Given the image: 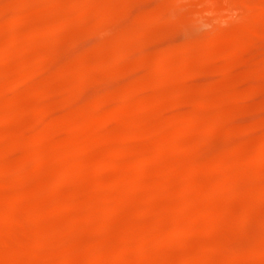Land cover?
Instances as JSON below:
<instances>
[{"label": "rangeland", "instance_id": "obj_1", "mask_svg": "<svg viewBox=\"0 0 264 264\" xmlns=\"http://www.w3.org/2000/svg\"><path fill=\"white\" fill-rule=\"evenodd\" d=\"M43 1L34 0L32 5L31 0H0V118L3 117V114L9 112L13 114L11 121L9 122L1 121L0 119V167L3 170V177L8 175L7 178H0V214L3 213L8 216L11 214L15 218L14 221H6V225L4 223L0 224L2 226H0V244H2V239L4 245H8L9 243L10 245L13 244L12 246L8 245L10 247L19 243L18 246L24 244V246L28 248L30 247V250L33 252L45 251L46 253L49 252V254L47 255L48 257L44 258L46 255L42 252L43 254L41 253V257L32 256L25 261L24 254L18 255L16 252L12 251V253L10 252L11 254L8 252L10 256L7 253L6 256L3 257L5 259H0V264H16L15 260L21 262H17V264H24V261L25 264H46V261H48V263L51 262L52 264L56 262L55 264H57V259L62 257L63 250H66L68 254L72 253L78 255L76 256L80 257L77 258L78 260L86 257L84 260L87 261L89 257L85 252L93 250L95 245L97 249V247H99L97 246L98 244L100 246H106L104 244H107L106 247H112L110 250L112 249L111 251L115 252V255H112V258L110 257L112 261L110 258H107L102 264H173L174 262H176L174 264H183L186 259L195 260L197 257H201V254L203 257L202 261H204H201L202 263H196L193 261L192 264H264V195H262L264 194V165H257L258 163L255 165L252 162L253 155L264 144V20L262 21L263 26L259 25L261 27H257L254 22L249 19H247V21L244 20L243 22L241 10L244 9L241 8L240 10V5H238L239 9L237 5L234 6V1L237 0H60V3L58 2L59 0H47V2L52 1L51 3L48 2L49 4H46V0ZM54 1H57L56 5ZM249 1L251 2L252 0H248V2ZM88 2L90 4H88ZM241 2H239V4L243 5ZM68 4L70 5L68 6ZM230 5L235 8L232 9ZM26 6L28 10L26 9ZM58 7H60V9ZM4 8H6V11L8 12L3 10ZM21 8L26 9V13L23 10L25 14L22 12ZM86 11L88 13H86ZM22 13L24 14V17ZM16 14L18 15L17 18L14 16ZM8 17H10L9 20L7 19ZM4 19L6 22H4ZM54 21L56 23H54ZM37 24H39L38 27ZM2 26L6 27L3 28ZM21 26L22 28H20ZM12 27H14L16 31L19 29L17 31V33H19L18 35L16 32L14 33L15 30ZM39 27L46 33H41L42 35H38V38H36V36L33 37L34 30L40 29ZM27 30H29L28 33ZM9 31H11L12 35ZM5 35L7 38L6 41L4 38ZM15 37H19V40L21 39V47L18 49V52L12 49L13 42L11 43V40L13 41ZM8 48L13 52L11 50L7 51ZM2 51L7 55L2 54ZM186 52H189L193 57L188 72H184L182 68V59ZM209 56L213 57L211 58ZM166 57L177 58L181 63L180 66H172L170 64L171 62H169ZM161 60L164 61L165 65H169V68L174 69L173 71L175 75L167 79L164 78L161 71L157 68ZM35 63H38V67L33 69ZM21 70H23V72H21ZM126 92H132L137 98L146 95L148 100L151 98L149 100L150 102L156 101L157 99V101H163L162 104L158 106H161L160 108H153L154 106H152L151 110L152 115L154 116L153 118L150 116L151 111H149L148 115L144 113V115H146L144 116L143 113L138 110L123 108L121 109L118 118L110 120L111 118H109L108 113L111 110H114L113 106L117 107L119 105L120 98ZM198 100H201L204 103L203 111H200L199 109ZM190 106L193 107L191 108ZM224 109H226L225 112L223 111ZM205 110H207V112H205ZM220 110L223 112H220ZM199 112H201L200 115ZM205 113L207 116H204L206 115ZM209 113L210 115H208ZM156 115L157 118L155 117ZM173 115L175 116L173 117ZM197 115H199L200 121L188 130L189 133L183 130V122L172 121L174 118L193 121ZM180 116L183 117L181 118ZM146 118L149 119V123ZM215 120H217L220 127L219 131L216 132V134H213L210 132L209 126ZM199 122L201 123L199 124ZM89 123L94 125L96 128L95 131H87L86 126ZM127 125L129 126L128 128H131L132 126L134 127L133 129L139 128V130H134L136 133L137 130L138 132L141 131L144 133L145 131L152 132L157 129L162 132L164 129V136L167 137V139L165 138V141L167 140L166 142L170 144L171 141H174L175 143L176 140V144L180 147H187L186 149L188 150L195 148L197 154L195 153L196 156H192L190 151H187V155L186 152L182 154L181 151H173L168 147L167 143H165V148L163 150H159L154 146H151L154 144L152 142L154 138L151 137H149L147 143H144L145 147L138 143L139 145L137 144V147L132 145V147L134 146L133 149L131 148L130 142L125 141V143L122 140L124 132L128 129L127 128L124 131V128H126ZM165 125L169 126L166 127ZM41 129L46 130L42 131ZM69 130L71 131L68 132ZM105 130L109 133L107 131L105 132ZM37 131L39 132L37 133ZM96 131H101V133H104V135L110 137V139L106 141V143H102V145H96L98 142ZM121 131L124 132L122 133ZM141 132L139 133L140 135L142 134ZM170 134H172L171 137H169ZM201 135H204V138L201 137ZM42 136L44 137L43 139H40V141L36 139L37 137L39 138ZM121 141L124 143H121ZM255 141L257 143H255ZM147 144H149V146ZM35 145L37 147H35ZM32 146H34V148ZM77 146L78 148L80 146V149L77 148V151L73 152ZM128 146L129 148H127ZM121 147L128 150L131 148L130 150L133 151L134 154L136 153L135 155L143 157L147 163L144 168L132 175L133 178L144 182V192L139 196H134L136 198L131 197L126 199V204H124V207L120 209L121 211L118 210V212L116 211V204L119 203L118 200H124L125 196L119 188H117V185H119L118 183H121L124 179L122 171L131 164V160L129 161L130 156H122L118 153V151L122 149ZM34 149L36 152L41 151V153H45L43 155L45 158H42L43 160L40 159V162L35 159L34 154L36 153ZM53 150L54 152H52ZM116 152L119 155L115 154ZM2 157L4 159H2ZM154 157H160L162 163H160L161 161L159 162V160L158 162L157 160H154ZM201 159L205 161H202ZM81 162L91 164V172L84 178V182L82 181L83 185L80 184V186H77L73 184L65 186V188H60L61 190L59 189L57 192L53 191L51 181L55 175L66 171L71 163H75L77 164L76 166H79L82 165ZM99 163H101V165ZM190 163L193 164L191 165ZM105 165L112 169L109 168L107 169L108 171L100 173L101 168ZM193 165L198 166V170L195 171L196 173L191 170ZM38 166L41 169L40 171L38 170ZM91 166L93 167L92 169ZM169 168L179 169V172L174 176L172 175V177H170V175L167 176V174L165 175V169L168 170ZM219 168H222L225 173L229 174L227 190H229L228 192L230 193H227V196L222 195L217 198H211L208 194L198 198L199 195L197 191L200 189H205V191L211 192V190H209L211 189L210 185L206 184L204 179L210 178L209 176H211L210 179H219L222 176V172L218 171L221 170ZM20 171L29 172L31 175L30 179L22 181L19 178ZM13 173L14 175H11ZM206 174L210 175L206 177ZM191 176L195 178L199 185H197L196 189L188 187L187 181ZM2 178L5 179V181ZM162 180H164V182ZM257 182L260 183H258V188L256 190L255 187ZM251 187L253 188V191L251 190ZM258 189L262 191L260 199L257 196V192H259ZM80 191H83V194L86 197L90 196L87 198L92 199L95 203L108 206L114 211V214L116 213V215L111 214L108 216V219L107 216L101 214H93L94 216H91V214H88L84 210L82 211L83 207L79 210L64 209L62 205L72 199L73 196ZM33 195L35 196L33 197ZM43 195H45V197H43ZM232 195L235 197H231ZM186 196L194 198L193 200H195V202L192 204L196 207L194 208V211L191 209L193 206H184L183 199L186 198ZM115 197H117V199ZM217 202L219 203L217 204ZM56 203L59 208L57 209V213L51 216L49 215V209L52 205H57ZM13 204H16L17 207L15 211L11 210L10 213L9 207L11 208ZM171 204L173 205L171 206ZM209 205L214 207L215 213L212 212L208 216L206 215V211ZM167 207L169 208L166 209ZM38 208L39 210H42L43 213L42 218L37 220L38 222L42 220V223L40 222V226L43 227L42 229L37 227L39 225L37 221L34 222L31 220L33 221L31 222L28 220L29 222H26L22 220V217L27 213L26 211L30 210L31 212V210ZM139 208L140 210H148V217L142 220L137 214V212L140 211ZM172 210L173 212L176 211L177 214L175 212L173 214ZM247 210L249 212H247ZM153 211L155 212L154 214ZM164 213L168 219L165 218ZM169 214L171 216L175 215V217L169 219V217H171ZM187 214L190 217V225L192 226L191 221H193V225L196 228L199 227L196 232L194 231L197 234L186 231L181 240L182 243L178 240L172 244L168 243L169 246L161 245V247H157L151 243L147 246L146 251L141 256H120L122 250V246L120 245L126 244L129 248L133 245L132 248H134L138 242H140L141 234L143 233H159L157 239L160 241L166 240L165 238H168L172 231L177 228H183L187 224V221L183 217L184 215L187 216ZM244 215L247 216L246 223L248 222V224H243L242 226L240 218ZM56 216H58V218ZM160 216H163L165 219ZM224 216L227 219L224 218ZM157 217L158 221H156ZM82 218L88 222V225L89 223L91 224L88 226L84 223L86 221ZM179 218L181 220H179ZM198 219L199 221H202V223H200ZM252 219L254 223H252ZM137 220L139 222L138 224ZM140 221L143 225H140ZM171 221L173 223L175 221L177 222L173 224ZM231 222H233V224ZM30 223H35L36 225L31 224L33 225L31 226ZM196 223H198V226ZM228 223L230 224L228 225ZM261 223L263 226V228H261L262 232L260 231L257 233L260 229L258 227L261 226ZM66 224H68V226L70 225V227ZM222 224H224L225 227H222ZM251 224L253 225L251 226ZM71 225H73V228ZM85 225L87 227H85ZM161 225V230L163 229V231L159 229ZM102 226H105L106 228L109 227L107 230H110V232L106 231ZM228 226H230V228ZM111 227L112 229H110ZM62 228H65L66 230H63ZM97 228L100 230H97ZM101 228L102 230H105V232H103ZM233 229L235 231H233ZM28 231L31 234H29ZM97 231H99L100 234L98 235L97 233L98 237L94 234ZM226 233H229L227 235L230 236H228L230 240L226 239ZM101 234H103V237L105 235L106 238L102 239L100 237ZM257 234H259L258 237ZM44 237L46 239L48 237V240L51 241L52 247L54 246V248L43 247L44 249L42 250L40 247V250L37 241ZM94 238L96 239V243L93 241ZM78 241L80 244H77L79 243ZM91 242H93L91 244L92 248L89 244ZM87 243L90 247H88L89 245L87 246ZM225 244L227 247L224 246ZM79 245L81 248H79ZM85 245L88 248H86ZM114 245L115 247L119 246L121 249L119 247L114 248ZM2 246L0 247L4 249L5 247L3 246V248ZM14 247L17 246L15 245ZM181 247H183V253L181 252V249H179ZM220 247L223 249L221 250ZM235 247L238 249L235 250ZM239 247L241 248L240 250ZM102 248L103 247H100V249ZM177 248L178 250L175 251ZM168 249L175 252L172 254ZM215 249H220L221 251H216ZM184 250L187 251L184 252ZM230 250L231 252L229 253L228 251ZM237 251L239 256L236 253ZM83 252L86 256H84ZM176 252L177 255L181 254V256L174 255ZM20 255H23L24 259L23 256L21 258ZM172 255L174 256L172 257ZM114 257L115 259H113ZM168 259H170V261ZM13 260L14 262H12ZM115 260L117 262H115ZM81 262H83V260Z\"/></svg>", "mask_w": 264, "mask_h": 264}, {"label": "bare ground", "instance_id": "obj_2", "mask_svg": "<svg viewBox=\"0 0 264 264\" xmlns=\"http://www.w3.org/2000/svg\"><path fill=\"white\" fill-rule=\"evenodd\" d=\"M32 1V5H33V1L34 0H31ZM41 1H43V0H41ZM53 1V0H52ZM51 1V2H52ZM65 1H67V0H65ZM90 1V0H89ZM94 1V0H93ZM242 1V2H241ZM237 0V1H234V6L235 5H237V7H238V5H240L239 7H240V10H241V8H243L244 10H241L242 11V13H241V17L243 18V22H244V20L245 21H247V19H249V20H251V21H253L254 22V24L258 27L259 25H262V21L264 20V0H252L251 2L249 1L248 2V0H246V2H245V0ZM243 1H244V3H243ZM27 2V1H26ZM37 2V1H36ZM44 2V1H43ZM49 3H51L50 1H48ZM47 2V0H46V4H49ZM57 2V1H56ZM56 2L54 1V3H55V5H56ZM59 3H60V0L58 1ZM221 2V1H220ZM225 2V1H224ZM233 2V1H232ZM239 2H241L243 5H241V4H239ZM63 3V2H62ZM68 3V2H67ZM71 3V2H70ZM74 3H75V1H74ZM36 4V3H35ZM40 4H41V2H40ZM44 4H45V2H44ZM43 4V5H44ZM88 4H90L89 2H88ZM92 4H93V2H92ZM207 4V3H206ZM42 5V4H41ZM70 4H68V6H69ZM2 6V5H1ZM38 6V5H37ZM67 6V7H68ZM91 6V5H90ZM93 6V5H92ZM213 6V5H212ZM211 6V7H212ZM229 6V5H228ZM227 6V7H228ZM3 7V6H2ZM22 7H25V6H22ZM65 7V6H64ZM67 7H66V10H67ZM210 7V6H209ZM215 7V6H214ZM230 7L232 8V9H234L233 8V6H231L230 5ZM239 7H238V9H239ZM34 8V7H33ZM51 8V7H50ZM57 8V7H56ZM59 9H60V7H58ZM69 8V7H68ZM224 8V7H223ZM22 9V8H21ZM26 9L28 10V8H27V6H26ZM26 9H22V12H23V10L25 11ZM35 9V8H34ZM58 9V10H59ZM213 9V8H212ZM218 9H220V8H218ZM228 9V8H227ZM227 9H226V11H227ZM3 10H5L6 11V8H4ZM86 10V9H85ZM89 10V9H88ZM211 10V9H210ZM223 10H225V9H223ZM231 10V9H230ZM60 11V10H59ZM63 11V10H62ZM233 11V10H232ZM235 11V10H234ZM1 12V11H0ZM6 12H8V11H6ZM11 12V11H10ZM12 12H13V10H12ZM28 12V11H27ZM68 12H70V11H68ZM67 12V13H68ZM14 13V12H13ZM12 13V14H13ZM20 13H21V10H20ZM24 13V12H23ZM22 13V14H23ZM25 13H26V11H25ZM24 13V14H25ZM72 13H74V12H72ZM86 13H88L87 11H86ZM214 13V12H213ZM212 13V14H213ZM217 13V12H216ZM215 13V14H216ZM2 14V13H1ZM24 14H23V17H24ZM65 14H66V12H65ZM65 14H63V15H65ZM85 14V13H84ZM21 15V14H20ZM62 15V16H63ZM14 16H16L15 18H17V14L16 15H14ZM13 16V17H14ZM66 16V15H65ZM64 16V17H65ZM69 16H70V14H69ZM72 17V16H71ZM9 18L10 17H8L7 19L9 20ZM241 18V19H242ZM12 19V18H11ZM14 19V18H13ZM27 19V18H26ZM69 19V18H68ZM3 20V19H2ZM16 20V19H15ZM14 20V21H15ZM12 21V20H11ZM26 21V20H25ZM45 21V20H44ZM58 21V20H57ZM61 21V20H60ZM4 22H6L5 21V19H4ZM29 22V21H28ZM238 22H239V20H238ZM26 23V22H25ZM34 23V22H33ZM45 23V22H44ZM54 23H56L55 21H54ZM251 23V22H250ZM1 24L3 25V23L1 22ZM14 24H16V23H14ZM13 24V25H14ZM24 24V23H23ZM27 24V23H26ZM32 24V23H31ZM35 24V23H34ZM67 24V23H66ZM239 24V23H238ZM5 25V24H4ZM9 25H11V24H9ZM12 25V26H13ZM25 25V24H24ZM28 25V24H27ZM26 25V26H27ZM38 25L39 24H37V27H38ZM59 25V24H58ZM244 25V24H243ZM19 26V25H18ZM29 26V25H28ZM30 26H32V25H30ZM255 26V27H256ZM263 26V25H262ZM3 27V26H2ZM4 27H6V26H4ZM3 27V28H4ZM7 27H9V26H7ZM24 27V26H23ZM68 27V26H67ZM242 27V26H241ZM240 27V28H241ZM247 27V26H246ZM251 27V26H250ZM259 27H261V26H259ZM13 29H14V27H12ZM20 28H22V26L20 27ZM31 28V27H30ZM35 28H36V26H35ZM34 28V29H35ZM40 28V27H39ZM44 28H46V27H44ZM66 28V27H65ZM64 28V29H65ZM252 28V27H251ZM4 30V29H3ZM15 31H14V33L16 32L17 33V31L19 30H17L16 31V29H14ZM33 30V29H32ZM24 31V30H23ZM41 30V28L40 29H35L34 30V32H33V37L34 36H36V38H38L37 36L38 35H40L41 33H43L44 31H42ZM241 31V30H240ZM10 32V34H11V31H9ZM26 32V31H25ZM29 32V30H27V33ZM59 32V31H58ZM13 33V34H14ZM32 33V32H31ZM44 33H46V32H44ZM139 33V32H138ZM249 33V32H248ZM1 34V33H0ZM19 33H17V35H18ZM24 34V33H23ZM26 34V33H25ZM12 35V34H11ZM42 35V34H41ZM40 35V36H41ZM2 36V35H1ZM3 37V36H2ZM26 37V36H25ZM31 37V36H30ZM43 37V36H42ZM41 37V38H42ZM243 37V36H242ZM5 41H6V35H5ZM10 38H12V37H10ZM19 38V37H18ZM17 37H15L14 39H13V41L11 40V43H12V45H13V48L12 49H14L15 51H17L18 52V49H20V47H21V39L19 40ZM28 38V37H27ZM237 38H238V36H237ZM31 39V38H30ZM60 39V38H59ZM35 40H37V39H35ZM37 42V41H36ZM240 42V41H239ZM1 43V42H0ZM8 43H9V41H8ZM34 44V43H33ZM37 44V43H36ZM6 45H7V43H6ZM35 45V44H34ZM38 45V44H37ZM202 46V45H201ZM5 48V47H4ZM211 48V47H210ZM209 48V49H210ZM22 49H23V47H22ZM203 49V48H202ZM9 50V48L7 49V51ZM11 50V49H10ZM9 50V51H10ZM198 50V49H197ZM12 51V50H11ZM195 51H196V49H195ZM5 52V51H4ZM13 52V51H12ZM22 52V51H21ZM200 52V51H199ZM207 52V51H206ZM209 52V51H208ZM11 53V52H10ZM20 53V52H19ZM19 53H17V54H19ZM183 53V52H182ZM2 54H6V53H3V51H2ZM1 54V55H2ZM22 54V53H21ZM206 54V53H205ZM231 54V53H230ZM239 54V53H238ZM7 55V54H6ZM12 55V54H11ZM218 55V54H217ZM21 56V55H20ZM179 56H181V55H179ZM231 56V55H230ZM3 57V56H2ZM22 57V56H21ZM177 57V56H176ZM206 57V56H205ZM209 57H211V56H209ZM213 57V56H212ZM211 57V58H212ZM166 58H168V60H169V62H171L170 64L172 65V66H180V62L178 61V59L177 58H175V57H166ZM165 58V59H166ZM193 57L191 56V54L189 53V52H186L184 55H183V59H182V64H183V66H182V68H183V70H184V72H188L189 71V67H190V64L192 63V59ZM24 59V58H23ZM162 59V58H161ZM180 59V58H179ZM202 59V58H201ZM13 60V59H12ZM25 60H26V58H25ZM181 60V59H180ZM198 60H200V59H198ZM208 60V59H207ZM214 60V59H213ZM202 61H204V60H202ZM205 61H206V59H205ZM204 61V62H205ZM194 62V61H193ZM19 63V62H18ZM201 63V62H200ZM169 66V65H168ZM167 65H165L164 64V61H162L161 60V62L158 64V70L159 71H161V74H163V76H164V78H170L171 76H173V75H175V73H174V69H171V68H169ZM13 67V66H12ZM36 67H38V63H35V65L33 66V69H35ZM203 67V66H202ZM15 68V67H14ZM20 68V67H19ZM173 68V67H172ZM27 69V68H26ZM20 70V69H19ZM28 71V70H27ZM10 72V71H9ZM12 72V71H11ZM16 72V71H15ZM21 72H23V70H21ZM178 72V71H177ZM18 73V72H17ZM7 75H8V72H7ZM21 75V74H20ZM148 75V74H147ZM250 75V74H249ZM248 75V76H249ZM11 76H13V75H11ZM192 76V75H191ZM227 76V75H226ZM82 77V76H81ZM22 79V78H21ZM20 79V80H21ZM25 79V78H24ZM23 81H25V80H23ZM181 81V80H180ZM14 82V81H13ZM12 82V83H13ZM225 82V81H224ZM261 82V81H260ZM8 83V82H7ZM174 83V82H173ZM14 84V83H13ZM19 84V83H18ZM12 85V84H11ZM27 85V84H26ZM22 86V85H21ZM25 86V85H24ZM32 87V86H31ZM11 88V87H10ZM25 88V87H24ZM126 89V88H125ZM175 89V88H174ZM152 90V89H151ZM176 90V89H175ZM174 90V91H175ZM226 90V89H225ZM238 90V89H237ZM172 91V90H171ZM125 92V91H124ZM178 92V91H177ZM195 92H197V91H195ZM224 92V91H223ZM227 92V91H226ZM198 93V92H197ZM233 93V92H232ZM236 93V92H235ZM143 94V93H142ZM165 94V93H164ZM169 94H170V92H169ZM205 94V93H204ZM203 94V95H204ZM209 94V93H208ZM226 94V93H225ZM234 94V93H233ZM254 94H256V93H254ZM141 95V94H140ZM152 95V94H151ZM235 95V94H234ZM237 95H238V93H237ZM59 96V95H58ZM146 96V95H145ZM145 96H142L141 98H137L132 92H126V93H124L123 95H122V97L120 98V101H119V105L116 107V106H113V109L114 110H111L108 114H109V118H111L110 120H115L116 118H118L119 117V115H120V111H121V109H131V110H138V111H140V112H142L143 113V115H144V113L145 114H147L148 115V113H149V111H151V118H153L154 116L152 115V106H154L153 108H155V107H158L160 104H162V101L160 102V101H152V102H150L149 100L151 99V98H149V100L147 99V96L145 97ZM207 96V95H206ZM232 96V95H231ZM231 96H229V97H231ZM240 96V95H239ZM66 97H68V96H66ZM150 97H152V96H150ZM185 97V96H184ZM210 97V96H209ZM234 97V96H233ZM238 97V96H237ZM34 98V97H33ZM44 98V97H43ZM171 98V97H170ZM207 98V97H206ZM64 99V98H63ZM103 99H105V98H103ZM184 99V98H183ZM3 100V99H2ZM66 100V99H65ZM64 100V101H65ZM106 100V99H105ZM67 101V100H66ZM96 101V100H95ZM227 101V100H226ZM234 101V100H233ZM46 102V101H45ZM170 102V101H169ZM173 102V101H172ZM195 102V101H194ZM205 102V101H204ZM210 102V101H209ZM208 102V103H209ZM39 103V102H38ZM164 103V102H163ZM167 103V102H166ZM198 103H199V109H200V111H203L204 110V103L201 101V100H198ZM223 103V102H222ZM239 103V102H238ZM48 104V103H47ZM105 104V103H104ZM109 104V103H108ZM185 104V103H184ZM96 105V104H95ZM167 105V104H166ZM214 105V104H213ZM240 105H241V103H240ZM25 106V105H24ZM50 106V105H49ZM28 107V106H27ZM43 107V106H42ZM116 107V108H115ZM161 107V106H160ZM160 107H158V108H160ZM191 107V106H190ZM193 107V106H192ZM191 107V108H192ZM241 107V106H240ZM31 108V107H30ZM8 109V108H7ZM25 109V108H24ZM91 109V108H90ZM174 109H176V108H174ZM188 109V108H187ZM196 109V108H195ZM217 109V108H216ZM227 109V108H226ZM226 109H224L223 111L225 112L226 111ZM26 110V109H25ZM170 110V109H169ZM177 110V109H176ZM208 110V109H207ZM207 110H205V112H207ZM211 110V109H210ZM218 110V109H217ZM235 110H236V108H235ZM241 110V109H240ZM6 111V110H5ZM13 111V110H12ZM33 111V110H32ZM175 111V110H174ZM192 111V110H191ZM195 111V110H194ZM213 111V110H212ZM223 111H221L220 110V112H223ZM14 112V111H13ZM123 112V111H122ZM155 112V111H154ZM153 112V113H154ZM169 112V111H168ZM217 112V111H216ZM234 112V111H233ZM21 113H22V111H21ZM27 113V112H26ZM37 113H38V111H37ZM176 113H178V112H176ZM200 113L201 112H199V115H200ZM211 113H213V112H211ZM236 113V112H235ZM3 114V113H2ZM129 114V113H128ZM157 114V113H156ZM183 114V113H182ZM206 114V113H205ZM226 114H228V113H226ZM10 115V116H9ZM12 115L13 114H11L10 112L9 113H6V114H3L2 116L3 117H1L0 119H1V121L3 120V121H5V122H9V121H11V118H12ZM97 115V114H96ZM131 115H132V113H131ZM167 115V114H166ZM190 115V114H189ZM199 115H197L195 118H194V120L193 121H186L185 119H183V120H181V119H178V118H172L173 120V122H174V120L175 121H180V122H183L182 124V126H183V130L186 132L187 131V133H189L188 132V130H190L191 129V127H193V126H195L196 124H197V122L198 121H200L199 120ZM204 115V114H203ZM208 115H210V113L208 114ZM218 115V114H217ZM221 115V114H220ZM124 116V115H123ZM144 116H146V115H144ZM175 115H173V117H174ZM176 116H177V114H176ZM204 116H207V114L206 115H204ZM225 116V115H224ZM22 117V116H21ZM24 117V116H23ZM79 117V116H78ZM156 118H157V115L155 116ZM181 117V116H180ZM179 117V118H180ZM183 117V116H182ZM181 117V118H182ZM185 117H186V114H185ZM211 117V116H210ZM41 118V117H40ZM52 118V117H51ZM120 118H122V117H120ZM200 118H203V117H200ZM207 118V117H206ZM224 118V117H223ZM128 119H130V118H128ZM135 119V118H134ZM143 119V118H142ZM146 119H148V118H146ZM210 119V118H209ZM208 119V120H209ZM212 119V118H211ZM214 119V118H213ZM20 120V119H19ZM117 120H119V119H117ZM125 120V119H124ZM130 120H132V119H130ZM151 120V119H150ZM159 120V119H158ZM203 120V119H202ZM218 120V119H217ZM217 120H215V121H213L211 124H210V132H212L213 134L215 133L216 134V132H218L219 131V127H220V125H219V123L217 122ZM219 120H220V118H219ZM23 121V120H22ZM84 121V120H83ZM95 121V120H94ZM126 121H128V120H126ZM133 121V120H132ZM148 121V123H149V119L147 120ZM153 121V120H152ZM4 122V123H5ZM98 122H100V121H98ZM124 122V121H123ZM146 122V121H145ZM159 122V121H158ZM167 122V121H166ZM168 122H169V120H168ZM205 122V121H204ZM210 122V121H209ZM11 123V122H10ZM9 123V124H10ZM68 123V122H67ZM110 123H112V122H110ZM109 123V124H110ZM119 123V122H118ZM143 123H144V121H143ZM201 122H199V124H200ZM206 123V122H205ZM232 123V122H231ZM230 123V124H231ZM102 124V123H101ZM116 124V123H115ZM115 124H114V126H115ZM155 124V123H154ZM157 124H160V123H157ZM163 124V123H162ZM173 124V123H172ZM181 124V123H180ZM203 124V123H202ZM68 125V124H67ZM132 125H135V124H132ZM131 125V126H132ZM151 125V124H150ZM209 125V124H208ZM2 126V125H1ZM130 126V127H131ZM141 126V125H140ZM145 126V125H144ZM166 126V125H165ZM169 125H167L166 127H168ZM107 127V126H106ZM119 127V126H118ZM129 126L127 125V127L126 128H124V131L128 128ZM161 127V126H160ZM172 127V126H171ZM171 127H169V128H171ZM174 127V126H173ZM178 127H179V125H178ZM48 128V127H47ZM74 128V127H73ZM116 128H117V126H116ZM134 127L132 126L131 128H128L127 129V131H123L124 132V134H123V136H122V140L125 142H130L131 143V148H133L134 149V146L132 147V145H135L136 147L139 145L138 143H140V145L142 144L143 146L145 145L144 143H147V141H148V139H149V137H151V138H154L153 139V143L154 144H152L151 146H154L155 148H157V149H159V150H163L164 148H165V143H167L168 144V147L170 148V149H172L173 151H175L176 150V152L177 151H181V153L183 154V153H185L186 152V155L188 154L187 153V151H190L191 152V155L192 156H196V149L195 148H191L190 150H188V149H186V148H183V147H180L178 144H176V140H175V143H174V141H171V143L169 144L168 142H166L165 141V138L167 139V137H165L164 136V133H163V131H164V129L162 130V132H161V130H155V131H152V132H147V131H145L144 133L143 132H141L142 134L140 135L139 133L140 132H138V130H139V128H135V129H133ZM156 128H158V127H156ZM204 128V127H203ZM241 128V127H240ZM85 129V128H84ZM86 129H87V131L89 130V131H95V127H94V125L92 124V123H89V124H87V126H86ZM136 129H138L137 130V133L134 131V130H136ZM147 129V128H146ZM207 129V128H206ZM226 129V128H225ZM42 130V129H41ZM44 130V129H43ZM42 130V131H43ZM46 130V129H45ZM44 130V131H45ZM48 130V129H47ZM50 130V129H49ZM108 130V129H107ZM107 130H105V132L107 131ZM117 130V129H116ZM201 130H202V128H201ZM233 130V129H232ZM35 131V130H34ZM40 131V130H39ZM39 131H37V133L39 132ZM51 131V130H50ZM71 130H69L68 132H70ZM110 131H112V130H110ZM194 131V130H193ZM222 131V130H221ZM227 131V130H226ZM230 131V130H229ZM41 132V131H40ZM54 132V131H53ZM59 132V131H58ZM97 133V138H98V142L96 143V145L97 144H101L102 145V143L104 144V142L106 143V141H108L109 139H110V137H108V136H106V135H104V133H101V131H96ZM108 132V131H107ZM122 132V131H121ZM120 132V133H121ZM122 132V133H123ZM165 132V131H164ZM169 132V131H168ZM197 132H198V130H197ZM42 133H45V134H48L49 133V131H48V133H46V132H42ZM75 133H77V132H75ZM81 133V132H80ZM83 133V132H82ZM109 133V132H108ZM170 133V132H169ZM195 133V132H194ZM205 133V132H204ZM240 133V132H239ZM250 133V132H249ZM44 134V135H45ZM60 134H62V133H60ZM111 134V133H110ZM163 134V135H162ZM221 134V133H220ZM229 134V133H228ZM41 135V134H40ZM76 135V134H75ZM166 135H168V134H166ZM171 135L172 134H170L169 135V137H171ZM175 135V134H174ZM206 135V134H205ZM230 135V134H229ZM232 135V134H231ZM235 135V134H234ZM244 135H246V134H244ZM82 136V135H81ZM84 136V135H83ZM196 136H197V134H196ZM204 136V135H203ZM202 135H201V137H203ZM250 136V135H249ZM28 137V136H27ZM43 137L44 136H42V137H37L36 139H38V141H40V139H43ZM50 137V136H49ZM52 137V136H51ZM54 137V136H53ZM74 137V136H73ZM200 137V138H201ZM209 137V136H208ZM234 137V136H233ZM247 137V136H246ZM246 137H245V139H246ZM24 138V137H23ZM22 138V139H23ZM56 138V137H55ZM71 138V137H70ZM204 138V137H203ZM244 138V137H243ZM261 138V137H260ZM33 139V138H32ZM121 139V138H120ZM206 139V138H205ZM231 139H232V136H231ZM230 139V140H231ZM256 139V138H255ZM46 140V139H45ZM44 140V141H45ZM52 140V139H51ZM57 140V139H56ZM59 140V139H58ZM184 140H186V139H184ZM192 140V139H191ZM257 140V139H256ZM27 141V140H26ZM25 141V142H26ZM75 141V140H74ZM123 141H121V143H124ZM151 141V140H150ZM179 141V140H178ZM197 141V140H196ZM213 141V140H212ZM244 141V140H243ZM242 141V142H243ZM57 142V141H56ZM125 142V143H126ZM191 142V141H190ZM204 142V141H203ZM249 142V141H248ZM38 143V142H37ZM80 143V142H79ZM200 143V142H199ZM244 143H245V141H244ZM255 143H257L256 141H255ZM78 144V143H77ZM82 144V143H81ZM120 144V143H119ZM138 144V145H137ZM191 144V143H190ZM252 144V143H251ZM250 144V145H251ZM262 144V143H261ZM29 145H32V144H29ZM117 145V144H116ZM128 145V144H127ZM148 146H149V144H147ZM146 145V146H147ZM180 145H182V144H180ZM187 145V144H186ZM195 145V144H194ZM245 145V144H244ZM40 146V145H39ZM83 146V145H82ZM167 146V145H166ZM206 146V145H205ZM243 146V145H242ZM30 147V146H29ZM33 148H34V146H32ZM35 147H37L36 145H35ZM41 147V146H40ZM115 147V146H114ZM124 147H125V145H124ZM145 147V146H144ZM196 147V146H195ZM51 148V147H50ZM76 149H74L73 150V152H75V151H77V148H78V146L77 147H75ZM82 148V147H81ZM122 148V147H121ZM127 148H129V146L127 147ZM130 148V149H131ZM189 148V147H188ZM197 148V147H196ZM78 149H80V146H79V148ZM88 149V148H87ZM86 149V150H87ZM111 149V148H110ZM113 149V148H112ZM118 149H119V146H118ZM128 150V149H126V148H122V149H120L119 151H118V153L120 154V155H122V156H130V158H129V161L131 160V164L125 169V170H123L122 172V174L124 175V179L121 181V183L119 182L118 184L119 185H117L116 187L117 188H119V190L122 192V194H124V196H125V198H124V200L122 199V201H120V200H118L119 201V203L118 204H116L117 205V208H116V211H121L120 209H122L123 207H124V204H126L125 203V201H126V199H128V198H131V197H134V196H139L142 192H144V189H145V184H144V182H142V180H139V179H136V178H133L132 177V175H133V173H135V172H137V171H139V170H141L142 168H144L145 167V164L147 163L144 159H143V157H141V156H139V155H135L134 153H133V151H131V150ZM168 149V148H167ZM246 149V148H245ZM253 149V148H252ZM251 149V150H252ZM35 150V149H34ZM90 150V149H89ZM166 150V149H165ZM201 150V149H200ZM199 150V151H200ZM46 151V150H45ZM84 151V150H83ZM107 151H108V149H107ZM169 151V150H168ZM248 151V150H247ZM32 152V151H31ZM52 152H54V150L52 151ZM72 152V153H73ZM79 152V151H78ZM77 152V153H78ZM92 152H93V150H92ZM140 152H142V151H140ZM144 152V151H143ZM190 152H189V154H190ZM246 152V151H245ZM255 152H256V150H255ZM35 153L36 154H34V156H35V159H37L36 161H39L40 159H42V158H45V156L43 157V155L45 154H43V153H41V151L40 152H36V150H35ZM71 153V154H72ZM80 153H81V151H80ZM117 152L115 153V154H117V155H119ZM138 153V152H137ZM146 153V152H145ZM156 153V152H155ZM158 153V152H157ZM179 153V152H178ZM177 153V154H178ZM194 155H193V154ZM196 153V154H195ZM239 153V152H238ZM247 153V152H246ZM144 154V153H143ZM181 154V155H182ZM24 155V154H23ZM83 155V154H82ZM81 155V156H82ZM116 155V156H117ZM253 155V154H252ZM1 156V155H0ZM144 156V155H143ZM184 156H185V154H184ZM203 156V155H202ZM207 156V155H206ZM205 156V157H206ZM210 156V155H209ZM216 156V155H215ZM8 157V156H7ZM51 157V156H50ZM111 157V156H110ZM109 157V158H110ZM180 157V156H179ZM183 157V156H182ZM200 157H201V155H200ZM223 157V156H222ZM155 159L154 160H157V162H158V160H159V162L161 161V159H160V157H154ZM2 159H4L3 157H2ZM103 159V158H102ZM124 159V158H123ZM192 159V158H191ZM196 159V158H195ZM194 159V160H195ZM200 159V158H199ZM198 159V160H199ZM207 159H209V158H207ZM213 159V158H212ZM211 159V160H212ZM253 160H252V162L256 165V163H258L257 165H264V144L257 150V152L253 155V158H252ZM43 160V159H42ZM80 160H82V159H80ZM104 160V159H103ZM111 160V159H110ZM189 160V159H188ZM202 161H205V160H203V159H201ZM201 160H200V162H201ZM211 160H210V162H211ZM5 161V160H4ZM3 161V162H4ZM98 161V160H97ZM118 161H119V159H118ZM9 162H11V161H9ZM40 162V161H39ZM89 162V161H88ZM108 162V161H107ZM112 162V161H111ZM117 162V161H116ZM151 162H153V161H151ZM188 162H190V161H188ZM199 162V161H198ZM214 162V161H213ZM82 163V162H81ZM120 163V162H119ZM129 163V162H128ZM160 163H162V161L160 162ZM171 163V162H170ZM206 163V162H205ZM205 163H203V164H205ZM217 163V162H216ZM1 164H2V162H1ZM6 164V163H5ZM23 164V163H22ZM41 164V163H40ZM53 164V163H52ZM72 164V165H71ZM69 166L70 167H68V169L66 170V171H64V172H61V173H57L56 175H55V177L53 178V180L51 181L52 182V190L53 191H56L57 192V190H59L60 188H65V186H68V185H73V184H75V185H79L80 186V184L81 185H83L82 183L84 182V178L85 177H87L88 175H89V173L91 172V170H90V165L91 164H86L85 162L84 163H82V165H79V166H76L77 164H73V163H71ZM96 164V163H95ZM98 164V163H97ZM100 165H101V163H99ZM111 164V163H110ZM191 164V163H190ZM193 164V163H192ZM191 164V165H192ZM220 164H221V162H220ZM244 164V163H243ZM56 165V164H55ZM114 165H116V164H114ZM121 165V164H120ZM158 165V164H157ZM198 165V164H197ZM206 165V164H205ZM252 165V164H251ZM250 165V166H251ZM29 166V165H28ZM46 166V165H45ZM50 166V165H49ZM62 166V165H61ZM75 166V167H74ZM160 166V165H159ZM190 166V165H189ZM188 166V167H189ZM206 166H208V165H206ZM260 166H258V167H260ZM30 167V166H29ZM51 167V166H50ZM96 167V166H95ZM186 167V166H185ZM204 167V166H203ZM223 167H225V166H223ZM237 167H238V165H237ZM93 167L91 166V169H92ZM110 167H108V166H103L102 168H101V170H100V173H102V172H105V171H108L107 169H109ZM114 168V167H113ZM231 168V167H230ZM51 169V168H50ZM110 169H112V168H110ZM155 169V168H154ZM209 169V168H208ZM219 169H221V170H218V171H220V172H222V176H221V174H220V178L219 179H210L211 178V176H209V175H207L206 174V177L207 176H209L210 178H205L204 179V181H205V183L206 184H208V185H210V187H211V189H209V190H211V192L209 191V192H207V191H205V189L204 190H202V189H200V190H198L197 191V193H198V198H200V197H202V196H205V195H210V197L211 198H217V197H219V196H222V195H225V196H227L230 192H228L229 190H227V181L229 180V174H227V173H225L224 171H223V169L222 168H219ZM239 169V168H238ZM38 170L40 171L41 169H40V167L38 166ZM167 169H165V175L167 174V176L168 175H170V177H172V175L174 176V175H176L178 172H179V169H168L167 171H166ZM191 170L193 171V172H195V171H197L198 170V166H192L191 167ZM200 170V169H199ZM204 170V169H203ZM225 170V169H224ZM253 170V169H252ZM251 170V171H252ZM2 169H1V167H0V178L1 177H3V173H2ZM37 171V170H36ZM49 171V170H48ZM207 171V170H206ZM230 171V170H229ZM239 171V170H238ZM237 171V172H238ZM260 171V170H259ZM18 172V171H17ZM98 172V171H97ZM142 172V171H141ZM164 172V171H163ZM241 172V171H240ZM140 173V172H139ZM150 173V172H149ZM191 173V172H190ZM196 173V172H195ZM194 173V174H195ZM204 173V172H203ZM211 173H212V171H211ZM53 174V173H52ZM117 174V173H116ZM115 174V175H116ZM155 174V173H154ZM187 174V173H186ZM234 174V173H233ZM237 174V173H236ZM11 175H14V173L13 174H11ZM99 175V174H98ZM262 175V174H261ZM30 173L29 172H26V171H24V172H22V171H20L19 172V178L22 180V181H26V180H28V179H30ZM163 177H165L164 175H162ZM166 176V177H167ZM194 176V175H193ZM217 176V175H216ZM232 176V175H231ZM8 177V175H6V177H3V178H7ZM40 177V176H39ZM196 177V176H195ZM215 177V176H214ZM2 178V179H3ZM38 178V177H37ZM41 178V177H40ZM40 178H39V180H40ZM234 178V177H233ZM241 178V177H240ZM260 178V177H259ZM263 178V177H262ZM254 179H256V178H254ZM4 181H5V179H3ZM7 180V179H6ZM10 180H12V179H10ZM10 180H9V182H10ZM35 180V179H34ZM37 180V179H36ZM258 180V179H257ZM264 180V179H263ZM8 181V180H7ZM83 181V182H82ZM151 181V180H150ZM163 182H164V180H162ZM235 181V180H234ZM258 181H260V180H258ZM12 182V181H11ZM35 182H37V181H35ZM95 182V181H94ZM239 182V181H238ZM29 183V182H28ZM38 183V182H37ZM91 183H92V181H91ZM233 183V182H232ZM236 183V182H235ZM258 183H260V182H257V184H256V190H257V185H258ZM36 184V183H35ZM97 184V183H96ZM95 184V185H96ZM114 184H115V182H114ZM187 184H188V187H190L191 189H196L197 188V181L195 180V178L194 177H190V178H188V181H187ZM238 184V183H237ZM251 184V183H250ZM249 184V185H250ZM253 184H255V183H253ZM91 185V184H90ZM156 185V184H155ZM169 185V184H168ZM230 185V184H229ZM30 186H31V184H30ZM33 186V185H32ZM173 186V185H172ZM199 186V185H198ZM205 186V185H204ZM251 186V185H250ZM261 186H262V183H261ZM1 187V186H0ZM41 187V186H40ZM92 187V186H91ZM157 187V186H156ZM81 188V187H80ZM79 188V189H80ZM171 188V187H170ZM200 188V187H199ZM247 188V187H246ZM252 188V187H251ZM3 189V188H2ZM12 189H13V187H12ZM24 189V188H23ZM167 189V188H166ZM172 189V188H171ZM208 189V188H207ZM243 189V188H242ZM261 189H262V187H261ZM11 190V189H10ZM15 190V189H14ZM46 190H48V189H46ZM45 190V191H46ZM61 190V189H60ZM107 190V189H106ZM113 190V189H112ZM170 190V189H169ZM243 190H245V189H243ZM252 191H253V188L251 189ZM259 190V192H257L258 194H257V196H258V198L260 199V195L262 194V191H260V189H258ZM263 190V189H262ZM52 191V192H53ZM116 191V190H115ZM171 191V190H170ZM189 191V190H188ZM234 191V190H233ZM246 191V190H245ZM245 191H243V192H245ZM255 191V190H254ZM1 192V191H0ZM17 192V191H16ZM48 192H50V191H48ZM63 192V191H62ZM94 192V191H93ZM108 192V191H107ZM173 192V191H172ZM194 192V191H193ZM239 192V191H238ZM263 192H264V190H263ZM85 193V192H84ZM120 193V192H119ZM159 193V192H158ZM185 193H187V192H185ZM191 193V192H190ZM228 193V194H227ZM241 193V192H240ZM249 193H250V191H249ZM254 193V192H253ZM253 193H251V194H253ZM88 194V193H87ZM90 194V193H89ZM92 194V193H91ZM101 194V193H100ZM109 194V193H108ZM245 194V193H244ZM255 194V193H254ZM253 194V195H254ZM46 195V194H45ZM45 195H43V197H45ZM51 195V194H50ZM160 195V194H159ZM163 195V194H162ZM171 195V194H170ZM169 195V196H170ZM191 195V194H190ZM235 195V194H234ZM234 195H232L231 197H235ZM246 195V194H245ZM262 195H264V194H262ZM35 195H33V197H34ZM41 196V195H40ZM39 196V197H40ZM181 196V195H180ZM182 196H183V194H182ZM193 196H194V194H193ZM192 196V197H193ZM225 196H224V198H225ZM248 196V195H247ZM32 197V198H33ZM42 197V196H41ZM87 197H90V196H87ZM84 194H83V191H80V192H77V194L75 195V196H73V198L72 199H70V200H66L67 202H65L62 206L64 207V209H66V208H68V209H73V210H79L80 208H82L83 207V209H82V211L84 210L85 212H87L88 214H91V216L93 215V214H101V215H104V216H107V218L109 219V215H111V214H114V211H112L108 206H104V205H102V204H99V203H95L92 199H90V198H87ZM103 197V196H102ZM121 197H122V195H121ZM156 197V196H155ZM196 197V196H195ZM243 197V196H242ZM252 197V196H251ZM250 197V198H251ZM253 197H255V196H253ZM67 198V197H66ZM116 199H117V197H115ZM120 198V197H119ZM134 198H136V197H134ZM157 198H159V197H157ZM184 198V197H183ZM197 198V199H198ZM239 198V197H238ZM248 198H249V196H248ZM257 198V197H256ZM263 198V197H262ZM35 199H37V198H35ZM104 199H105V197H104ZM112 199V198H111ZM170 199V198H169ZM194 198H191V196L190 197H188V196H186V198H184L183 199V203H184V206L185 207H190V206H193L192 204L195 202V200H193ZM210 199V198H209ZM229 199V198H228ZM227 199V200H228ZM232 199V198H231ZM63 200V199H62ZM141 200V199H140ZM178 200V199H177ZM200 200V199H199ZM206 200V199H205ZM219 200V199H218ZM263 200H264V198H263ZM32 201H34V200H32ZM35 201H38V200H35ZM61 201V200H60ZM114 201H115V199H114ZM161 201H162V198H161ZM160 201V202H161ZM220 201V200H219ZM248 201H252V200H248ZM64 202V201H63ZM62 202V203H63ZM109 202V201H108ZM142 202V201H141ZM151 202V201H150ZM180 202V201H179ZM203 202V201H202ZM9 203V202H8ZM58 203V202H57ZM56 203V204H57ZM107 203V202H106ZM109 203H111V202H109ZM108 203V204H109ZM113 203V202H112ZM117 203V202H116ZM164 203V202H163ZM162 203V204H163ZM166 203H167V201H166ZM170 203H171V201H170ZM219 202H217V204H218ZM221 203V202H220ZM229 203V202H228ZM61 204V203H60ZM114 204V203H113ZM137 204V203H136ZM161 204V205H162ZM168 204V203H167ZM166 204V205H167ZM206 204V203H205ZM222 204V203H221ZM258 204V203H257ZM263 204V203H262ZM29 205H31V204H29ZM52 205V204H51ZM112 205V204H111ZM154 205V204H153ZM166 205H164V206H166ZM173 204H171V206H172ZM204 205V204H203ZM59 206H61V205H59ZM110 206V205H109ZM113 206V205H112ZM132 206H133V204H132ZM157 206V205H156ZM169 206V205H168ZM221 206V205H220ZM2 207V206H1ZM7 207V206H6ZM16 207H17V205L16 204H13L12 206H11V208L9 207V209H10V213H11V210H13V211H15L16 210ZM51 207V206H50ZM136 207V206H135ZM228 207V206H227ZM31 208V207H30ZM35 208V207H34ZM59 207H58V204L57 205H52V207L49 209V215H51V216H53L55 213H57V209H58ZM115 208V207H114ZM138 208V207H137ZM169 207H167L166 209H168ZM194 208H196L195 206H193V208H191V209H193V211H194ZM201 208V207H200ZM8 209V208H7ZM18 209V208H17ZM63 209V210H64ZM113 209V208H112ZM148 209V208H147ZM181 209V208H180ZM188 209V208H187ZM220 209H221V207H220ZM125 210V209H124ZM123 210V211H124ZM126 210H128V209H126ZM139 210H140V208H139ZM161 210H162V208H161ZM228 210V209H227ZM226 210V211H227ZM118 211V212H119ZM157 211V210H156ZM170 211V210H169ZM187 211H189V210H187ZM200 211V210H199ZM27 213L25 214V216L24 217H22L23 219L22 220H24V221H28V220H33L34 222H36L38 219H40V218H42V210H39V208L38 209H33V210H31V212H30V210L29 211H26ZM136 212V211H135ZM172 212H173V210H172ZM175 213H176V211H174ZM174 212H173V214H174ZM212 212H214V207L212 206V205H209L208 206V208H207V211H206V215H208L209 216V214H211ZM228 212V211H227ZM246 212V211H245ZM244 212V213H245ZM247 212H249L248 210H247ZM81 213V212H80ZM121 213V212H120ZM151 213V212H150ZM155 212L153 211V214H154ZM201 213V212H200ZM215 213V212H214ZM226 213V212H225ZM255 213H256V211H255ZM83 214V213H82ZM124 214V213H123ZM137 214L139 215V217L143 220L144 218H146V217H148V214H149V211L148 210H146V209H144V210H140L139 212H137ZM158 214V213H157ZM165 214V213H164ZM177 214V213H176ZM198 214V213H197ZM228 214V213H227ZM250 214V213H249ZM114 215H116V213L114 214ZM126 215V214H125ZM170 215V214H169ZM195 215V214H194ZM222 215V214H221ZM225 215V214H224ZM229 215V214H228ZM227 215V216H228ZM231 215V214H230ZM59 216H61V215H59ZM66 216V215H65ZM84 216H85V214H84ZM94 216V215H93ZM103 216V217H104ZM118 216V215H117ZM128 216V215H127ZM150 216V215H149ZM154 216V215H153ZM156 216H158V215H156ZM168 216V215H167ZM171 216V215H170ZM187 216H188V214H187ZM186 215H184L183 217H184V219L187 221H185L187 224L183 227V228H177V229H175V228H173V229H175L174 231H172L170 234H169V236H168V238L166 237L165 239L166 240H163V241H160V240H158L157 238L159 237V233L157 234V233H151V234H141V239H140V242H138V244L136 245V243H135V247L134 248H132L133 247V245L132 246H130L131 248H129L126 244H124V245H120V246H122V250H121V254H120V256L122 255L123 257H129V256H141L145 251H146V249H147V246L149 245V244H151L152 243V245H155V246H157V247H161V245L163 246V245H168V243H174V242H177L178 240H179V242H181V240L183 239V235L186 233V231H190V232H193V233H195L196 232V230H198L197 228H199V227H195L193 224V221H191L192 223V226L190 225V217L188 216L187 217ZM210 216H213V215H210ZM240 216V215H239ZM57 218H58V216H56ZM112 217V216H111ZM122 217H123V215H122ZM134 217V216H133ZM160 217H163V216H160ZM173 217H175V215L174 216H171V217H169V219L170 218H173ZM182 217V218H183ZM202 217H204V216H202ZM216 217V216H215ZM223 217V216H222ZM53 218V217H52ZM59 218H61V217H59ZM64 218V217H63ZM94 218V217H93ZM92 218V219H93ZM118 218V217H117ZM126 218V217H125ZM164 218V217H163ZM165 218H167L166 217V214H165ZM164 218V219H165ZM197 218V217H196ZM201 218V217H200ZM210 218V217H209ZM224 218H226L225 216H224ZM249 218V217H248ZM253 218V217H252ZM14 217L10 214V216H8V215H5V214H0V224H2V223H4L5 225L7 224V222L6 221H14ZM55 219V218H54ZM83 220H84V218H82ZM81 219V220H82ZM88 219V218H87ZM135 219V218H134ZM137 219H139V218H137ZM168 219V218H167ZM208 219V218H207ZM211 219H212V217H211ZM217 219V218H216ZM227 219V218H226ZM250 219V218H249ZM256 219V218H255ZM107 220V219H106ZM172 220V219H171ZM177 220H178V218H177ZM179 220H181L180 218H179ZM229 220V219H228ZM240 222L242 223V226H243V224H245V225H247L248 224V222L246 223V221H247V216H242V218H240ZM257 220H258V218H257ZM16 221V220H15ZM33 221H31V222H33ZM42 220H40V222H41ZM84 221H86V220H84ZM89 221V220H88ZM122 221V220H121ZM156 221H158V217L156 218ZM162 221V220H161ZM168 221V220H167ZM173 221V220H172ZM171 221V222H172ZM196 221V220H195ZM198 221H199V219H198ZM209 221V220H208ZM219 221V220H218ZM259 221H260V219H259ZM29 222V221H28ZM40 222H38L37 221V223L39 224L37 227L38 228H43V227H41L40 225ZM64 222H66V221H64ZM81 222H83V221H81ZM87 222V221H86ZM86 222H84L85 224H87L88 225V222L86 223ZM136 222V221H135ZM143 222H145V221H143ZM153 222V221H152ZM170 222V221H169ZM177 221H175L174 223H176ZM180 222V221H179ZM178 222V223H179ZM200 223H202V221H199ZM210 222V221H209ZM221 222H222V220H221ZM226 222H228V221H226ZM42 223V222H41ZM106 223V222H105ZM114 223V222H113ZM121 223V222H120ZM139 222H138V220H137V224H138ZM159 223V222H158ZM163 223H164V221H163ZM167 223V222H166ZM173 223V222H172ZM173 223V224H174ZM207 223V222H206ZM216 223H218V222H216ZM216 223H215V225H216ZM223 223V222H222ZM232 224H233V222H231ZM252 223H254L253 222V219H252ZM31 224H35V223H30V225ZM64 224V223H63ZM91 223H89V225H90ZM94 224V223H93ZM143 225V223L140 221V225ZM169 224V223H168ZM198 223H196V225H197ZM203 224L205 225V223L203 222ZM209 224H211V223H209ZM230 223H228V225H229ZM33 225H31V226H33ZM36 225V224H35ZM67 226H68V224H66ZM88 225V226H89ZM167 225V224H166ZM199 225H201V224H199ZM207 225V224H206ZM253 224H251V226H252ZM1 226V225H0ZM4 226V225H3ZM9 226V225H8ZM29 226V225H28ZM30 226V227H31ZM40 226V227H39ZM67 226H66V228H67ZM110 226V225H109ZM164 226H165V224H164ZM168 226V225H167ZM173 226H175V225H173ZM179 226V225H178ZM198 226V225H197ZM209 226V225H208ZM232 226V225H231ZM258 226V225H257ZM261 226H262V223H261ZM258 227V228H260L259 229V231H257V233L258 232H260L261 231V228H263V226L262 227ZM2 227V226H1ZM61 227V226H60ZM63 227H65V226H63ZM68 227H70V225L68 226ZM71 227L73 228V225H71ZM85 227H87L86 225H85ZM91 227V226H90ZM102 227H104L105 228V230L106 231H108V232H110V230H107L108 228H106L105 226H102ZM112 227H114V226H112ZM112 227L110 228V229H112ZM175 227H177V226H175ZM180 227V226H179ZM205 227V226H204ZM212 227V226H211ZM214 227V226H213ZM216 227H217V225H216ZM222 227H225V225L224 224H222ZM229 228H230V226H228ZM227 227V228H228ZM11 228V227H10ZM13 228H14V226H13ZM25 228H26V226H25ZM37 228V229H38ZM161 228H162V225H161V227H159V229L161 230ZM169 228V227H168ZM202 228H203V226H202ZM208 228V227H207ZM250 228V227H249ZM254 228H256V227H254ZM15 229V228H14ZM28 229H29V227H28ZM63 230L65 229V228H62ZM91 229V228H90ZM99 228H97V230H98ZM147 229V228H146ZM150 229V228H149ZM159 229H157V230H159ZM205 229V228H204ZM212 229V228H211ZM246 229V228H245ZM257 229V228H256ZM59 230H60V228H59ZM66 230V229H65ZM100 230V229H99ZM101 230H102V228H101ZM105 230H102L103 232H105ZM114 230V229H113ZM154 230V229H153ZM152 230V231H153ZM166 230H167V228H166ZM169 230H170V228H169ZM172 230V229H171ZM217 230V229H216ZM230 230V229H229ZM249 230V229H248ZM27 231V230H26ZM34 231H35V229H34ZM102 231H101V233H102ZM112 231V230H111ZM144 231V230H143ZM146 231V230H145ZM151 231V232H152ZM161 231H163V229L161 230ZM161 231H160V233H161ZM195 231V232H194ZM203 231V230H202ZM205 231V230H204ZM232 231V230H231ZM233 231H235L234 229H233ZM252 231H253V229H252ZM14 232V231H13ZM18 232V231H17ZM29 232V231H28ZM60 232V231H59ZM95 232V231H94ZM115 232V231H114ZM117 232V231H116ZM157 232H159V231H157ZM200 232V231H199ZM198 232V233H199ZM222 232V231H221ZM230 232V231H229ZM262 232V231H261ZM64 233V232H63ZM74 233V232H73ZM97 233H98V235H100L99 234V231H97L96 233H94V234H96V236H97ZM123 233V232H122ZM188 233V232H187ZM232 233V232H231ZM251 233V232H250ZM264 233V232H263ZM16 234V233H15ZM29 234H31L30 232H29ZM34 234V233H33ZM77 234V233H76ZM113 234V233H112ZM116 234V233H115ZM162 234V233H161ZM161 234H160V237H161ZM168 234V233H167ZM195 234H197V233H195ZM222 234V233H221ZM227 234H229V233H226V235ZM246 234V233H245ZM65 235V234H64ZM67 235V234H66ZM209 235H210V233H209ZM214 235V234H213ZM255 235V234H254ZM258 235L259 234H257V237H258ZM264 235V234H263ZM41 236V235H40ZM48 236V235H47ZM163 236V235H162ZM165 236V235H164ZM188 236H190V235H188ZM219 236V235H218ZM224 236V235H223ZM228 236L229 235H227L225 238L226 239H228V240H230L229 238H228ZM261 236H262V234H261ZM50 237V236H49ZM63 237H65V236H63ZM98 237V236H97ZM102 239L103 238H106V236L104 235V237H103V234H101V236H100ZM123 237V236H122ZM191 237V236H190ZM230 237V236H229ZM1 238V237H0ZM120 238V237H119ZM131 238V237H130ZM130 238H129V240H130ZM264 238V237H263ZM109 239V238H108ZM164 239V238H163ZM259 239V238H258ZM19 240V239H18ZM60 240H61V238H60ZM79 240V239H78ZM96 239L94 238L93 239V241L96 243V241H95ZM105 240V239H104ZM189 240V239H188ZM260 240V239H259ZM75 241H77V240H75ZM117 241V240H116ZM123 241V240H122ZM224 241V240H223ZM261 241V240H260ZM79 242V241H78ZM111 242V241H110ZM109 242V243H110ZM114 242H115V239H114ZM132 242V241H131ZM185 242H186V240H185ZM231 242H232V240H231ZM1 243L2 244H0V246H2L4 249H2L1 247H0V259L2 258V259H5V258H3V257H5L6 256V254L9 252H11L12 253V251H14V252H16V254H24V256H25V259H24V256L23 255H20L21 256V258H22V256H23V259L25 260V261H27L28 260V258H30V257H34V256H42L41 255V253L43 252H40V251H38V252H33V251H31L30 249V247L28 248V247H26V246H24V244L23 245H19L18 246V244L19 243H17V244H15L17 247H10V246H12V245H10V243L8 244V245H10V246H8V245H4V242H3V240L1 239ZM8 243V242H7ZM81 243H83V242H81ZM93 242H91V243H89L90 245L92 244ZM117 243V242H116ZM118 243H120V242H118ZM129 243V242H128ZM167 243V244H166ZM182 243V242H181ZM218 243V242H217ZM234 243V242H233ZM258 243V242H257ZM77 244H80V242L79 243H77ZM88 243H87V246L89 245ZM113 244H115V243H113ZM123 244V243H122ZM132 244V243H131ZM176 244V243H175ZM219 244V243H218ZM222 244V243H221ZM255 244V243H254ZM260 244H263V243H260ZM37 245L39 246V248L41 247L42 248V250L44 249L43 247H52V244H51V241H49L48 240V237H47V239L44 237V238H40V239H38V241H37ZM65 245V244H64ZM90 245L88 246V247H90ZM95 245V244H94ZM104 245H106L107 246V244H104ZM112 245V244H111ZM118 245V244H117ZM179 245H180V243H179ZM191 245H192V243H191ZM231 245H232V243H231ZM67 246V245H66ZM65 246V247H66ZM78 246V245H77ZM97 246H99V247H97V249H96V245L93 247L94 249L93 250H89V251H87V252H85V253H87V255H88V260L87 261H85L84 260V258L86 259V257H84L83 259H80V260H78L77 258H80V257H76V256H78V255H75V254H72V253H70V254H68V252L66 251V250H63V253H62V257H60V259H57V264H74V263H78V264H102L107 258H112V255H115L114 253V251H111L110 250V248H112V247H110V248H108V247H106V246H100L99 244L97 245ZM110 246V245H109ZM169 246V245H168ZM173 246V245H172ZM175 246H177V245H175ZM194 246H196V245H194ZM193 246V247H194ZM218 246V245H217ZM221 246H223V245H221ZM225 247H227L226 246V244L224 245ZM235 246V245H234ZM69 247V246H68ZM72 247V246H71ZM83 247V246H82ZM85 247H86V245H85ZM85 247H84V249H85ZM88 247H86V248H88ZM100 247H103L102 249H100ZM106 247V248H105ZM114 248H118V247H115V245L113 246ZM153 247V246H152ZM151 247V248H152ZM177 247H179V246H177ZM184 247V246H183ZM183 247H181V248H179V249H181V252H182V248ZM187 247V246H186ZM193 247H191V248H193ZM203 247V246H202ZM213 247V246H212ZM255 247V246H254ZM41 248H40V250H41ZM52 248H54V246L52 247ZM51 248V249H52ZM73 248V247H72ZM75 248V247H74ZM79 248H81L80 247V245H79ZM91 248H92V245H91ZM98 248H99V250H98ZM107 249V250H105V249ZM120 248V247H119ZM149 248H150V246H149ZM171 248V247H170ZM176 248V247H175ZM195 248H197V247H195ZM203 248H205V247H203ZM221 248V247H220ZM229 248V247H228ZM233 248V247H232ZM76 249V248H75ZM74 249V250H75ZM121 249V248H120ZM202 249V248H201ZM223 248H221V250H222ZM236 249H238L237 247H235V250ZM241 248L239 247V250H240ZM83 250V249H82ZM82 250H79V251H82ZM115 250V249H114ZM152 250V249H151ZM164 250V249H163ZM168 250H170V249H168ZM176 250H178V248L177 249H175V251ZM193 250V249H192ZM203 250V249H202ZM205 250V249H204ZM209 250V249H208ZM216 250V249H215ZM220 250V249H219ZM219 250H216V251H219ZM220 250V251H221ZM225 250V249H224ZM260 250V249H259ZM48 251H50V250H48ZM52 251H54V250H52ZM57 251V250H56ZM155 251V250H154ZM171 251V253L173 254V252H175V251H172V250H170ZM185 251H187V250H184V252ZM194 251H195V249H194ZM226 251V250H225ZM233 251V250H232ZM243 251V250H242ZM254 251H255V249H254ZM14 252H13V256H14ZM55 252V251H54ZM156 252V251H155ZM177 252H179V251H177ZM177 252H176V254H174V255H176V256H178L177 255ZM204 252V251H203ZM223 252V251H222ZM229 253L231 252V250L230 251H228ZM227 252V253H228ZM9 253H8V255H9ZM10 253V254H11ZM43 253H45V257L44 258H46V257H48L47 255L49 254V252L48 253H46L45 251L43 252ZM42 253V254H43ZM55 253H57V252H55ZM84 253V252H83ZM82 253V254H83ZM84 253V256H86V254ZM183 253V252H182ZM199 253V252H198ZM213 253V252H212ZM226 253V254H227ZM228 253V254H229ZM237 253V255L239 256V253H238V251L236 252ZM258 253V252H257ZM261 253V252H260ZM201 254V253H200ZM232 254V253H231ZM235 254V253H234ZM58 255V254H57ZM75 255V256H74ZM81 255V254H80ZM109 255H111V256H109ZM117 255V254H116ZM174 255H172V257L174 256ZM183 255V254H182ZM243 255V254H242ZM261 255H262V253H261ZM10 256V255H9ZM60 256V255H59ZM108 256V257H107ZM156 256V255H155ZM171 256V255H170ZM175 256V257H176ZM179 256H181V254L179 255ZM188 256H190V255H188ZM187 256V257H188ZM193 256V255H192ZM191 256V257H192ZM200 256V255H199ZM260 256V255H259ZM83 257V256H82ZM162 258H164L163 256H161ZM183 257V256H182ZM182 257H180V258H182ZM184 257H186V256H184ZM194 257H195V255H194ZM230 257H231V255H230ZM20 258V259H21ZM54 258V257H53ZM56 258H59V257H56ZM110 258V260L112 261V259ZM166 258V257H165ZM168 258H170V257H168ZM202 254H201V257H197L195 260L193 259V260H188V259H186L184 262H183V264H192V262L193 261H195L196 263L198 262V263H202L203 261H202ZM232 258V257H231ZM237 258V257H236ZM8 259V258H7ZM19 259V258H18ZM52 259V258H51ZM113 259H115V257L113 258ZM173 259V258H172ZM240 259V258H239ZM22 260V259H21ZM35 260V259H34ZM39 260V259H38ZM49 260V259H48ZM83 260V262H81ZM118 260V259H117ZM127 260V259H126ZM169 261H170V259H168ZM178 260V259H177ZM181 260V259H180ZM184 260V259H183ZM235 260V259H234ZM1 261V260H0ZM16 261V264H17V262H20V261H18V260H15ZM25 261H24V264H25ZM109 261V260H108ZM128 261V260H127ZM162 261V260H161ZM167 261V260H166ZM168 261V262H169ZM202 261V262H201ZM216 261H217V259H216ZM222 261V260H221ZM232 261V260H231ZM2 262H4V261H2ZM6 262V261H5ZM8 262V261H7ZM12 262H14V260L12 261ZM50 262V261H49ZM81 262V263H80ZM114 262V261H113ZM115 262H117L116 260H115ZM9 263V262H8ZM21 263V262H20ZM56 262H54L53 264H55ZM110 263H112V262H110ZM120 263V262H119ZM124 263V262H123ZM127 263V262H126ZM162 263H163V261H162ZM173 263V262H172ZM174 263H176V262H174ZM173 263V264H174ZM206 263V262H205ZM5 264V263H4ZM14 264V263H13ZM46 264H52L51 262L50 263H48V261H46ZM107 264V263H106ZM109 264V263H108ZM161 264V263H160ZM168 264V263H167ZM179 264V263H178ZM221 264H223V263H221ZM236 264V263H235Z\"/></svg>", "mask_w": 264, "mask_h": 264}]
</instances>
